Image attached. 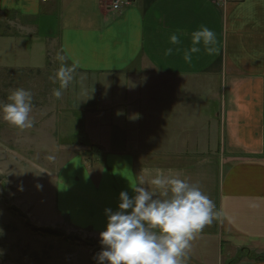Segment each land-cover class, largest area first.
Listing matches in <instances>:
<instances>
[{"label":"crops","instance_id":"1","mask_svg":"<svg viewBox=\"0 0 264 264\" xmlns=\"http://www.w3.org/2000/svg\"><path fill=\"white\" fill-rule=\"evenodd\" d=\"M110 6L0 0V17L23 29L0 34L1 48L8 40L9 49L17 42L25 49L29 39L48 62L56 42L69 66L78 62L74 78L114 77L125 93L104 95L88 110L80 147L97 154L88 161L75 152L58 170L53 217L101 245L105 209L116 211L120 192L134 195L131 185L141 178L151 187L162 170L198 184L221 213L192 240L189 264H264L253 258L264 255V0H130L120 12ZM200 25L216 33L215 52L201 47L191 63L182 50L163 55L172 32L184 33L183 49ZM104 124L111 125L108 137ZM154 132L160 138L151 140ZM155 146L161 150L147 151Z\"/></svg>","mask_w":264,"mask_h":264},{"label":"rangeland","instance_id":"2","mask_svg":"<svg viewBox=\"0 0 264 264\" xmlns=\"http://www.w3.org/2000/svg\"><path fill=\"white\" fill-rule=\"evenodd\" d=\"M6 25H10L8 30ZM6 32L16 35L23 29L0 17V34ZM44 39L43 34L41 40ZM27 41L31 50L22 48L18 42L9 49L8 40L3 42L7 43L6 49L0 47V66L34 67L18 69L22 70L19 74L0 68V101L7 102V96L18 87L34 93L31 129L20 131L0 119V228L4 232L0 237L3 252L0 264H96L95 257L102 251L96 237L53 217L54 181L58 170L75 152H83L88 161L94 157L88 149L80 147L88 137L85 127L88 110L96 108L97 99L104 95L120 98L125 93L117 87L119 80L114 77H104L101 82L74 78L62 98L56 100L51 93L59 82L49 79L59 67L56 42L50 44L47 62L38 42ZM105 89L108 90L103 93ZM90 101L91 105H86ZM106 128L111 129V125L104 124ZM104 130L108 137L109 132ZM154 135L160 138V133L154 132L151 140ZM98 142L102 143L100 139ZM160 150L159 146L147 149L155 153Z\"/></svg>","mask_w":264,"mask_h":264},{"label":"clouds","instance_id":"3","mask_svg":"<svg viewBox=\"0 0 264 264\" xmlns=\"http://www.w3.org/2000/svg\"><path fill=\"white\" fill-rule=\"evenodd\" d=\"M120 8V0H113V9ZM183 32L177 30L168 37L170 47L163 55L168 57L183 51V60L191 63L201 47L208 53L216 51V33L200 25L190 33V42L181 49ZM57 70L49 76L59 87L52 90L56 100L71 85L73 74L79 67L77 61L67 63V57L58 53ZM34 93L18 87L0 101V119L20 131L31 129L34 120ZM53 157H49L52 159ZM145 186L143 178L131 185L134 195L127 191L119 194L118 209H105L107 224L100 233L102 246L96 264H189L191 242L203 228L219 219L214 201L198 184L190 183L179 174L157 170ZM4 235L0 228V237ZM3 252L0 251V256Z\"/></svg>","mask_w":264,"mask_h":264},{"label":"built area","instance_id":"4","mask_svg":"<svg viewBox=\"0 0 264 264\" xmlns=\"http://www.w3.org/2000/svg\"><path fill=\"white\" fill-rule=\"evenodd\" d=\"M47 0H43V2H46ZM130 0H120V8L119 9H113V0H111V6L108 7L109 10L114 12H120L123 8V5L128 4Z\"/></svg>","mask_w":264,"mask_h":264},{"label":"trees","instance_id":"5","mask_svg":"<svg viewBox=\"0 0 264 264\" xmlns=\"http://www.w3.org/2000/svg\"><path fill=\"white\" fill-rule=\"evenodd\" d=\"M14 74H19L20 72H13ZM91 154H90V156L91 155H93L94 153H97V148H95V147H93L92 149H90V151H89ZM85 157V156H84ZM89 157V156H88ZM86 158V157H85ZM253 258L255 259V260H258L259 259V261H264V255H262V256H255V255H253Z\"/></svg>","mask_w":264,"mask_h":264}]
</instances>
